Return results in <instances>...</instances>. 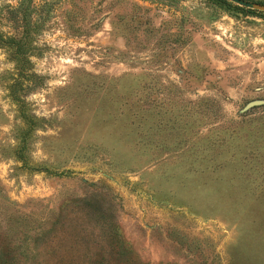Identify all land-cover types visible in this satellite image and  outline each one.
I'll return each instance as SVG.
<instances>
[{"label": "rangeland", "instance_id": "rangeland-1", "mask_svg": "<svg viewBox=\"0 0 264 264\" xmlns=\"http://www.w3.org/2000/svg\"><path fill=\"white\" fill-rule=\"evenodd\" d=\"M242 1L36 0L27 26L0 0V258L264 264V0Z\"/></svg>", "mask_w": 264, "mask_h": 264}, {"label": "trees", "instance_id": "trees-1", "mask_svg": "<svg viewBox=\"0 0 264 264\" xmlns=\"http://www.w3.org/2000/svg\"><path fill=\"white\" fill-rule=\"evenodd\" d=\"M35 1L36 0H20L19 7L16 9H12L9 12L12 16V19L16 20V21H26V25L30 26L28 22L33 17L35 12L38 11V8H36L33 5L35 3ZM221 1L227 3V0H221ZM20 14H23L22 19H20V17L18 16ZM9 39L10 40L7 41L8 43L14 41V38H9ZM0 264H30V262L27 259L25 261H23L22 259H20V260H17V259L16 260L15 259L6 260L4 258L3 259L0 258Z\"/></svg>", "mask_w": 264, "mask_h": 264}, {"label": "water", "instance_id": "water-1", "mask_svg": "<svg viewBox=\"0 0 264 264\" xmlns=\"http://www.w3.org/2000/svg\"><path fill=\"white\" fill-rule=\"evenodd\" d=\"M229 1L234 2V3H237V4H240V5L249 6V3L244 2L242 0H229Z\"/></svg>", "mask_w": 264, "mask_h": 264}]
</instances>
